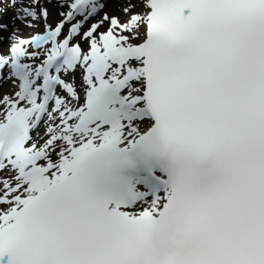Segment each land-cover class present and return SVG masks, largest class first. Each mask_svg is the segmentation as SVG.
<instances>
[{
  "label": "snow or ice",
  "instance_id": "snow-or-ice-1",
  "mask_svg": "<svg viewBox=\"0 0 264 264\" xmlns=\"http://www.w3.org/2000/svg\"><path fill=\"white\" fill-rule=\"evenodd\" d=\"M63 4L0 55V264H264V0Z\"/></svg>",
  "mask_w": 264,
  "mask_h": 264
},
{
  "label": "rangeland",
  "instance_id": "rangeland-1",
  "mask_svg": "<svg viewBox=\"0 0 264 264\" xmlns=\"http://www.w3.org/2000/svg\"><path fill=\"white\" fill-rule=\"evenodd\" d=\"M29 2L30 1L28 2L19 1V4L15 6L17 11L16 13L13 14V16H19V13L22 10V8L25 7ZM69 3H70V0H69ZM119 7H120L119 3L116 9H114L115 7L112 8L110 6H107L97 16H95L92 19V21L98 22L105 13L109 15H121L119 11ZM40 8H48L49 10V16L47 20L42 19L41 21L42 26L45 27L46 23H49L50 25H55L56 22L60 21L62 19L61 13L65 12L68 9V6L66 4H63V0H41ZM12 9H14V7L12 8L10 0H0V25H3V24L10 25L8 24L9 22L8 19H5V16L10 14ZM40 17L36 20H32L31 18H28L27 20H24V21L25 22L27 21L28 24L37 23V21L40 20ZM6 32L7 31H4L2 28H0V55H4L6 53V48H7L8 43L7 42L3 43L6 37V34H7ZM4 47H5V50H4Z\"/></svg>",
  "mask_w": 264,
  "mask_h": 264
},
{
  "label": "bare ground",
  "instance_id": "bare-ground-1",
  "mask_svg": "<svg viewBox=\"0 0 264 264\" xmlns=\"http://www.w3.org/2000/svg\"><path fill=\"white\" fill-rule=\"evenodd\" d=\"M28 2L30 0H18V2ZM41 1V0H40ZM17 9H13L10 14H8L7 16H5V19H8V30H7V34L6 37L4 39L3 43H6L7 41H9L12 36V33H16L17 36H19L22 39H27L30 36H33L36 33L41 32L44 29V26H42V19H40L39 21H37V23H32V24H28L27 21L25 22L24 19H19L17 18L18 16H13L14 13H16ZM48 46V45H47ZM47 46H44L45 48H47ZM5 50V47H4ZM31 50V49H30ZM26 62H31V61H26ZM16 88V84L13 81H7L5 84H3L0 87V97L2 95L5 96L8 95H12L15 91ZM3 96V97H4ZM1 107H3L1 105ZM45 124L44 127H42V129H39L38 131V137L43 136L44 131H45ZM37 138V137H34Z\"/></svg>",
  "mask_w": 264,
  "mask_h": 264
}]
</instances>
